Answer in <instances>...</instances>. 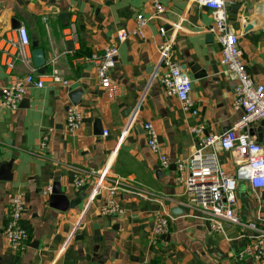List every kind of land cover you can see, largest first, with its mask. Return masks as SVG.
<instances>
[{"label":"crops","instance_id":"0c3cea01","mask_svg":"<svg viewBox=\"0 0 264 264\" xmlns=\"http://www.w3.org/2000/svg\"><path fill=\"white\" fill-rule=\"evenodd\" d=\"M157 1L163 14L149 20L139 34L136 17L150 18L153 0H0V264H257L237 256L252 244L242 235L258 232H242L226 222L220 231L211 228L207 217L187 203L176 180L178 165L187 170L195 146L190 128L201 125L205 134L220 135L243 116L232 108L235 83L220 64L211 13L190 0ZM224 3L246 72L255 84L264 86V0ZM172 24H180L181 30L174 36L168 31L170 60L190 79V98L198 116L185 112L160 84L159 28L169 30ZM20 26L29 37L30 57L17 62L9 74L3 65L2 41L15 38ZM122 32L128 36L117 43ZM115 43L117 63L109 75L117 90L112 93L100 86L94 65L85 58ZM34 49L43 50V73L33 65ZM196 65L207 70V76L195 78ZM213 65L217 74L211 71ZM54 71L67 86L46 79ZM30 73L44 77L43 87L27 88L17 110H5L1 89L11 76ZM71 106L82 114L73 133L65 127ZM148 122L169 161L166 168L147 147L143 125ZM259 123L252 135L264 150ZM46 133L48 145L41 148ZM218 160L227 174L235 173L228 152L220 151ZM106 164L109 179L130 181L147 196L121 192L115 199L119 211L102 214L106 182L87 207L95 173ZM74 177L85 179V185L76 189ZM55 183L69 201L82 195L81 203L65 211L51 205ZM17 195L26 204L21 225L29 236L22 253L13 252L3 235L9 200ZM235 196L240 221L264 230V189L255 190L239 180ZM157 216L169 218V228L151 244Z\"/></svg>","mask_w":264,"mask_h":264},{"label":"built area","instance_id":"2783aa9c","mask_svg":"<svg viewBox=\"0 0 264 264\" xmlns=\"http://www.w3.org/2000/svg\"><path fill=\"white\" fill-rule=\"evenodd\" d=\"M190 2L206 8L211 13L213 20L211 31L220 47V64L227 78L235 83L232 108L235 111H242L243 116L220 135L205 134L201 125L190 128L191 135L196 139L195 146L188 159L187 170H184L182 165H178L176 180L184 188L187 203L198 208L207 217L206 220L211 228L220 231L221 223L226 222L240 228L242 232H258L257 236L242 235L252 244L245 246L238 253L237 258L238 260L252 258L255 263L264 264V230L257 229L255 224L241 222L235 213L237 181H247L255 190L264 189V150L252 135V128L264 121V86L255 84L246 72L239 38L227 23L224 0H190ZM153 8L154 13L150 18H144L141 14L137 15V33L140 34V30L149 20L160 18L164 12V8L157 0H153ZM70 29H73V25ZM180 30V24H172L169 30L164 26L159 28V36L163 38L158 46L159 67L163 69L160 84L167 96H174L179 100L185 112L198 116V110L194 108L190 98L191 81L183 69L170 60L171 46L166 37L168 31L170 36H174ZM127 36L126 32L118 34L117 43H122ZM117 43L107 46L101 53H94L85 58L94 65L100 86L112 93H116L117 86L114 85L109 74L117 63ZM29 45V37L24 26L16 30L15 38H6L2 41L3 65L9 74L13 72L17 62L29 59ZM46 79L52 84L68 85V82L62 80L55 71L47 75ZM43 84L44 77L34 73L22 77L11 76V80L1 89V106L7 111H16L27 88L40 89ZM81 121V112L76 107H69L65 122L67 132L73 133L78 130ZM143 130L149 150L158 155L162 167H168L169 161L161 153L157 133L152 124L145 123ZM106 134L107 132L103 133L104 136ZM48 141L49 137L46 133L41 138L40 147L45 148ZM220 151L228 152L235 162L236 168L233 175L227 174L222 169L218 160ZM109 167L106 164L98 173H95V186L89 196L87 207L99 195V190L106 182L109 183V188L106 202L101 207L102 214H115L119 211L115 199L121 192L130 193L139 198L147 196L145 190L130 181L120 178L109 179ZM72 183L76 189H80L86 181L83 178L74 177ZM25 209L26 204L21 196L10 198L3 235L13 252L22 253L28 247L29 236L21 225ZM168 228L169 218L157 216L153 223L151 244H155L160 236L166 234Z\"/></svg>","mask_w":264,"mask_h":264},{"label":"water","instance_id":"95a60500","mask_svg":"<svg viewBox=\"0 0 264 264\" xmlns=\"http://www.w3.org/2000/svg\"><path fill=\"white\" fill-rule=\"evenodd\" d=\"M212 38H213V35H211V34H209L207 36V39L211 40ZM31 56H32V61H33L34 67L40 73H43L44 72V65H45V58H44L43 50L42 49H34V50H32ZM193 69L197 73L195 78H201V77L207 76V70L201 69L200 66H198V65L193 66ZM211 71L213 74L218 73L217 67L215 65H213L211 67ZM259 126L263 129V134H264V121H261L259 123ZM258 141H260V139ZM7 168H9V165L7 166ZM4 170H3V172H4ZM76 195L78 197L76 200L69 201L65 197L64 192L61 190L58 183H55L53 185V188L51 191L50 204L55 206V208L62 210V211H65L67 209H73L77 205H79L83 199L82 195H79L78 193Z\"/></svg>","mask_w":264,"mask_h":264}]
</instances>
